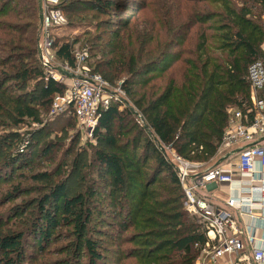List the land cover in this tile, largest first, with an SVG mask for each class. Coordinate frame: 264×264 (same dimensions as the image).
I'll use <instances>...</instances> for the list:
<instances>
[{
	"label": "trees",
	"instance_id": "16d2710c",
	"mask_svg": "<svg viewBox=\"0 0 264 264\" xmlns=\"http://www.w3.org/2000/svg\"><path fill=\"white\" fill-rule=\"evenodd\" d=\"M60 1L70 22L87 20V13H93L94 21L103 18L94 32L82 34L85 69L111 86L119 84L132 107L120 109L116 102L101 113L91 148L97 176L91 183L80 178V191L64 178L60 165L35 173L29 168L32 180L62 178L46 188L36 206L24 203L5 213L9 221L20 216V208L32 209L23 228L0 234V264H23L26 236L35 239L44 256L58 227L69 230L63 253L70 248V259L84 257L86 264L106 259L114 264H195L208 244L206 228L184 208L177 169L167 151L206 164L217 155L231 112L251 107L248 69L257 61L264 67V0H180L182 5L165 0L148 19L141 15L147 12L144 0ZM200 4L215 8L203 10ZM119 11L131 14L118 17ZM0 19V53H7L0 54V97L11 105L0 103V112L11 111L14 127L25 119L41 123V115L48 114L53 98L66 87L46 74L36 56L37 0H0ZM59 37L52 43L55 58L75 68L79 36ZM30 81L35 84L27 102L11 96L12 90L26 91ZM65 119H75L72 110L60 116ZM49 130L43 125L30 132L22 154L17 150L26 142L17 133L0 135V188L9 185L1 202H11L22 191L14 182L28 179L20 170L36 154L34 140ZM73 146L65 149L64 158L74 156ZM55 148V143L46 144L37 157L52 161ZM86 154H75V167ZM103 198L109 201L107 214L100 208ZM105 239L113 252L103 246Z\"/></svg>",
	"mask_w": 264,
	"mask_h": 264
},
{
	"label": "built area",
	"instance_id": "2783aa9c",
	"mask_svg": "<svg viewBox=\"0 0 264 264\" xmlns=\"http://www.w3.org/2000/svg\"><path fill=\"white\" fill-rule=\"evenodd\" d=\"M42 24L39 26L40 64L46 70L48 76L54 81L64 84L65 91L57 94L52 100L50 118H56L72 110L78 125L86 136L92 137L101 113L107 110L113 103H121L120 109L132 107L124 91L117 86L112 88L98 74L89 73L84 66L87 52L75 51V68L67 65H55L50 55L53 43L52 31L61 29L67 25L62 11L59 8L60 0H41ZM51 31V32H50ZM51 67H59L76 78H69L56 72ZM250 83L251 107L242 113L234 111L229 122L228 129L224 133L218 152L222 159L227 161L235 158L233 164L226 166L217 165L210 169L203 168V164L190 162L167 151L170 161L177 169L178 179L184 194V208L196 220L205 224L208 244L201 253L202 263L215 264L220 260L239 255L246 245L253 243V238L242 240L241 233L235 225L232 215L226 209H216L204 191L209 185L226 183L229 186L235 182L238 197H229L226 208L252 210L251 203L264 205V183L258 187H252L254 179V165L260 163L264 167V67L261 62L252 63L248 69ZM66 80L69 81L66 84ZM140 124L144 125L142 115L135 111ZM19 151L23 152L27 140ZM166 152V151H165ZM224 161V162H225ZM240 180L235 181V175ZM251 194L248 203L244 194ZM214 243L212 247L210 244ZM251 260L254 264H264V249L254 248L251 252ZM223 264H236L234 260L227 259Z\"/></svg>",
	"mask_w": 264,
	"mask_h": 264
},
{
	"label": "rangeland",
	"instance_id": "374dc122",
	"mask_svg": "<svg viewBox=\"0 0 264 264\" xmlns=\"http://www.w3.org/2000/svg\"><path fill=\"white\" fill-rule=\"evenodd\" d=\"M144 1L147 5V12H144L141 15L144 19H148L151 17V12L153 15V11L158 10V7H159L158 4H162L165 0H144ZM177 2L180 5H182L180 0H177ZM60 3H59V6H60ZM199 6L203 10H212L215 8L214 6L210 7L206 4H200ZM13 7L14 5L11 6V8ZM62 13L64 15V18L67 21V25L59 30L57 29L53 30L51 35L53 36L54 39H59L60 38L59 36L63 34H71L70 39L75 36H79L81 41L79 42V44L76 45L75 51L77 52H82V50L86 51V49L83 48L84 43H82V45L80 44L85 37V36H82L83 32L85 30L94 32V25L96 24L98 20H103V18L98 17L97 21L96 20L94 21L91 17L93 13H87V18H88L87 20H84V21L77 20V21L70 22L66 16V13L65 12H62ZM130 14L131 13L124 12V11H119L118 13H116L118 17L129 16ZM139 21H142V20L139 19ZM9 22L13 23L15 21L11 20ZM38 30L39 28L37 29V33H36V41L38 39L37 37H39ZM207 34L210 35L212 33L208 31ZM54 52L55 51L52 45L51 51L49 52L50 55L52 56L51 64H55L58 66L62 65L61 62L57 61V59L55 58ZM0 54L2 56H5V54L7 53H0ZM36 56L38 57V53L36 54ZM81 66H84L86 68V61ZM68 83L69 81L66 80V84ZM34 84H35L34 81H30L29 87L27 88L26 91H24V89L22 91L12 90V93L10 94L11 96H19L21 101L23 100V102H27L28 101L27 93L28 91H30V89L33 87ZM112 85L113 86L111 87L115 89L117 88V86H119V84L117 83L112 84ZM0 103L2 105L11 106L8 103L7 98L0 97ZM10 109H12V107ZM10 114H11V111L3 112L2 114L0 112V135H5L6 133L15 132L22 139L21 142L27 140L29 144L30 142L29 133L30 132H33L43 127V125L49 127L50 130L49 132L44 134V137L40 138V136H38L35 139L36 141L34 140L35 147H36V154L34 155L32 160L26 161L25 162L26 167L20 170L21 173L25 174L28 179L25 182H23V180L19 181L16 179V181L14 182V184H20L22 188V191H20L18 195H16L15 199H13L9 203L1 202V198L4 195V192L6 191L7 188H9L8 187L9 185H6V184L1 185L2 187L0 188V217H2V220L0 221V234L10 233V232H13L14 230L19 231L21 228H23L22 224H24L25 218L29 216L28 213L32 209H29L26 212H24L25 207L22 210L20 208L19 213H16L17 215H20V216L12 218L9 221H6L5 218H3L5 217V213L9 214L11 213V211H15V210L17 211L18 209H16L15 207L16 206L21 207L24 203H31L32 207L36 206L37 199L43 193L47 192L46 188H48L51 184H54L55 182L60 181L62 178V177L60 178V177L54 176L48 181L32 180L29 176L32 175L33 173L32 171L31 173L30 171L28 172L29 168L32 167L33 170H35L34 171L35 173L36 171L40 172V170L49 171L52 168L60 165V169L64 174L63 175L64 178L65 177L69 178L68 183H70V185L71 183H73V189H75L76 192L82 189L81 185L79 186V184L81 183L80 178L82 180L84 178L85 181H88L89 183H91L92 178L96 179V176H97L96 171H95V166L91 162V154H92L91 148L95 146L96 143L92 137L86 136L85 132L78 125L75 119L74 120L71 119L70 121L65 119L66 121L64 123L60 121V116L59 118L58 117L50 118V109H49L48 114L46 113V114L41 115V123H35L29 119H25L23 124H21L20 126L14 127L13 120H12L14 118L11 119L9 116ZM61 119L64 120V118H61ZM65 124L66 125L71 124L73 125V127L70 129L65 127L64 129L63 125L65 126ZM49 143L56 144V148L54 149V155H55L54 160L48 161L46 158L40 159V157H37V152L40 151L43 147H45L46 144H49ZM68 146H73L74 156L78 152H84L85 150L87 152V154L84 155V157L79 156V161L81 162V164H79L77 167L74 166L73 161H72L74 156L72 157L68 156L66 158L63 157V153ZM25 150L26 149H24L23 152ZM17 152L20 154L23 153V152H20L19 150H17ZM219 154L220 153H217L214 159L207 162L206 164H203L202 167L205 168L208 165H213L214 162L218 160ZM102 201L103 203L101 204L100 208L103 210V212L107 214V212L108 213L110 212L109 207H107L109 205V201L104 198L102 199ZM107 217L108 216H104L103 220L110 221ZM94 226L95 228H97L99 225L95 224ZM103 228L108 233L112 232V230L106 227H103ZM128 234H131V233H128ZM68 235H69V230L67 228L58 227L55 230V233L53 234V238H56V239L54 243L48 246V249L46 250L44 256H41L40 252L35 248V239H33L32 237L26 236L24 239L25 258H24L23 264H86V258L84 257L83 258H72L71 257L70 259V253H71L70 248H68L70 250V251H67L68 253H65V254L63 253V250L66 249L67 246L69 245L68 240H67ZM103 244H105L103 246L107 248L109 252L114 251V248L111 246L110 240L105 239ZM125 247L133 248V245H126ZM103 254L105 256H108V253H103ZM108 258L109 259L112 258L111 254L109 255ZM128 262L131 263L132 261H128ZM99 264H114V262H110L108 261V259H106L105 262H101Z\"/></svg>",
	"mask_w": 264,
	"mask_h": 264
},
{
	"label": "crops",
	"instance_id": "0c3cea01",
	"mask_svg": "<svg viewBox=\"0 0 264 264\" xmlns=\"http://www.w3.org/2000/svg\"><path fill=\"white\" fill-rule=\"evenodd\" d=\"M224 161L225 160L219 156L218 160H216L211 167H215L218 164L221 166L233 164L235 158H230L227 161ZM234 180H240V177L236 174ZM261 182L264 183V167L261 166L260 163H256L254 165V179L251 186L258 187ZM203 194L216 209H226L230 212L236 227L241 233L240 237L242 240L245 241L247 237L253 238V243L251 245H246L245 249L235 258L227 257L215 264H223L227 259L234 260L236 264H254L251 260L252 250L254 248L264 249V205L259 206L258 204L251 203L253 208L250 213L245 209L241 211L226 208L225 202L229 197H238L241 195V192L237 191L236 182L231 186L226 183L209 185ZM244 197L246 198L247 203L249 199L251 200L252 198L249 193L244 194ZM211 245H214V243H211ZM202 259V255H200L195 264H208V262L202 263Z\"/></svg>",
	"mask_w": 264,
	"mask_h": 264
},
{
	"label": "water",
	"instance_id": "95a60500",
	"mask_svg": "<svg viewBox=\"0 0 264 264\" xmlns=\"http://www.w3.org/2000/svg\"><path fill=\"white\" fill-rule=\"evenodd\" d=\"M37 3H38V10H39V23H40V26L42 24V2L41 0H37ZM37 53H38V57L39 59L41 58L40 56V47H39V37H37ZM51 69L55 70L56 72L60 73V74H63L69 78H76L78 79V77L74 76L73 74H70V73H67L66 71H64L63 69L59 68V67H51ZM144 126H145V123H144ZM157 145L158 147L160 148L161 151L165 152L164 149L160 146V144L157 142Z\"/></svg>",
	"mask_w": 264,
	"mask_h": 264
}]
</instances>
